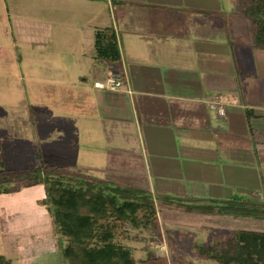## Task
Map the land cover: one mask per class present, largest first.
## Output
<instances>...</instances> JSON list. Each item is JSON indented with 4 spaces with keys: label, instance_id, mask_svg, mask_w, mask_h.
Instances as JSON below:
<instances>
[{
    "label": "crops",
    "instance_id": "obj_1",
    "mask_svg": "<svg viewBox=\"0 0 264 264\" xmlns=\"http://www.w3.org/2000/svg\"><path fill=\"white\" fill-rule=\"evenodd\" d=\"M243 4L0 0V51L26 52L42 74L62 67L52 71L56 86L71 90L72 137L81 147L77 170H63L169 199L162 208L171 212L241 197L264 206V50ZM104 34L115 36L119 60L99 57ZM115 76L122 89L96 86ZM33 216L37 222L13 228L15 261L62 264L48 207ZM224 231L222 240L239 233Z\"/></svg>",
    "mask_w": 264,
    "mask_h": 264
},
{
    "label": "rangeland",
    "instance_id": "obj_2",
    "mask_svg": "<svg viewBox=\"0 0 264 264\" xmlns=\"http://www.w3.org/2000/svg\"><path fill=\"white\" fill-rule=\"evenodd\" d=\"M22 55L25 56L26 52H15L12 49L0 51V162L3 165L0 169L21 171L45 166L77 170L75 152L81 147L74 145L75 138L72 137L77 123L71 116V90L66 93L57 87V75L52 71L62 67L47 66L46 68L51 69L50 72L42 74L40 63L31 60L28 55L22 59ZM27 66H32L34 70L26 69ZM70 72L74 83L76 74L73 70ZM137 148L128 147L130 150ZM97 156L99 160V153ZM5 185L12 189V182ZM4 187V184H0V190ZM15 187H20V190L13 193L11 190L8 195L0 192V256L11 261L13 259L12 264H18L15 261L16 251L13 249V228L20 230L37 222L38 219L33 216L34 211L47 206L40 200L46 195L44 184H18ZM153 202L156 204L158 217L166 225L160 234L146 232L140 239L129 242L138 262L145 260L152 252L166 256L170 264H215L216 261L201 257L196 252V245L202 241L208 242V246L227 241L232 234L222 240L223 230L225 233L226 230L239 232L264 240V218H224L218 213L200 214L184 207H178L171 212L163 209L169 208L171 203L168 204L162 199H154ZM174 204L173 202L172 205ZM170 213L174 214L173 218ZM169 223L172 224L170 227L167 225ZM168 227L176 233L178 240H174L175 235L169 232ZM35 232L32 235H37ZM56 237L58 243V236ZM183 238L190 239L191 242L185 243Z\"/></svg>",
    "mask_w": 264,
    "mask_h": 264
},
{
    "label": "trees",
    "instance_id": "obj_3",
    "mask_svg": "<svg viewBox=\"0 0 264 264\" xmlns=\"http://www.w3.org/2000/svg\"><path fill=\"white\" fill-rule=\"evenodd\" d=\"M242 11L253 22L255 47L264 50V0H244ZM99 43V57L119 60L114 35L100 36ZM7 182H12V193L20 190L15 187L18 184H44L43 202L52 215L64 264H170L166 256L152 252L138 262L129 245L146 232L161 233L150 192L45 166L21 171L0 169V184L5 186L1 193H11ZM166 202L171 203L169 199ZM177 205L195 213L264 218V206L246 197L213 206ZM196 252L218 264H264V240L244 233L233 234L217 245H196ZM0 264L12 261L0 256Z\"/></svg>",
    "mask_w": 264,
    "mask_h": 264
},
{
    "label": "built area",
    "instance_id": "obj_4",
    "mask_svg": "<svg viewBox=\"0 0 264 264\" xmlns=\"http://www.w3.org/2000/svg\"><path fill=\"white\" fill-rule=\"evenodd\" d=\"M97 87L109 90H120L124 86V81L120 77H111L105 83H97Z\"/></svg>",
    "mask_w": 264,
    "mask_h": 264
}]
</instances>
